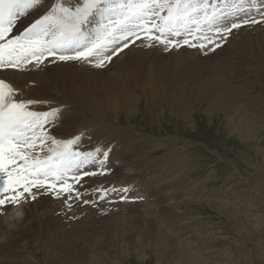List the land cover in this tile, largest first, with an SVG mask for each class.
<instances>
[{
    "label": "rangeland",
    "instance_id": "374dc122",
    "mask_svg": "<svg viewBox=\"0 0 264 264\" xmlns=\"http://www.w3.org/2000/svg\"><path fill=\"white\" fill-rule=\"evenodd\" d=\"M228 43L216 49V53L190 47L165 51L161 46L135 44L110 65H105L104 70L85 66L87 73L79 81L93 91L100 86L99 92L106 88L103 85L106 80L115 89L123 81L126 83L123 85L129 86L130 97L136 102L131 106L125 104L118 109L121 112L108 119L122 126L131 125L144 136L162 137L155 139L164 140L162 147L156 145L157 150L151 155L158 157L160 179L166 177L162 181L171 182L184 177L176 189L161 193V188L157 190L154 205L160 201L167 207L163 197L170 198V204L179 203L184 194L180 192L182 186L199 181L192 190L194 197L178 204L183 208L180 216L189 220L175 222L178 217L170 218L169 209L163 206L159 208V216L155 215V207L143 210L144 202L137 206L126 203V207L118 206L120 211L103 213L102 217H97L98 210L86 209L67 218L58 208L65 206L63 199V203L38 199L34 204L23 203L16 211L7 208L0 213V225H3L0 255L3 251L16 255L13 263L1 259L0 264H264V39L250 38L226 46ZM138 49L150 52H137ZM122 64L135 71L134 79L122 76L125 68H121ZM73 65L79 67V64ZM86 76L93 78L92 81L84 83ZM234 84L241 85L245 100L235 90H228ZM98 95L101 101L107 97ZM236 100L240 102V109ZM98 142L103 148L116 147L115 141ZM147 144L152 142L144 143L138 153L142 151L148 159L150 155L144 154ZM114 148L110 162L115 165ZM124 157L119 158V164ZM120 180H110V183ZM177 193L182 196L178 198ZM202 195L206 197L199 198ZM149 200L153 201L151 197ZM169 219L176 227L182 226L187 236L171 243L172 249L163 245L172 235L163 229L168 226L164 220ZM153 223L155 227L159 224L156 232L149 230L148 225ZM189 223L195 224L194 229H188Z\"/></svg>",
    "mask_w": 264,
    "mask_h": 264
},
{
    "label": "snow or ice",
    "instance_id": "6c2138e0",
    "mask_svg": "<svg viewBox=\"0 0 264 264\" xmlns=\"http://www.w3.org/2000/svg\"><path fill=\"white\" fill-rule=\"evenodd\" d=\"M44 3L0 0V70L57 61L102 68L136 40L165 51L187 46L214 52L234 30L264 23V0H55L45 14L14 31ZM63 111L51 100L23 98L0 78V210L8 204L18 208L39 195L63 199L71 210L68 201L85 195L80 190L85 177L108 174L110 149L80 151L82 132L61 137L54 131ZM94 164L99 169L86 170Z\"/></svg>",
    "mask_w": 264,
    "mask_h": 264
},
{
    "label": "bare ground",
    "instance_id": "6f19581e",
    "mask_svg": "<svg viewBox=\"0 0 264 264\" xmlns=\"http://www.w3.org/2000/svg\"><path fill=\"white\" fill-rule=\"evenodd\" d=\"M54 2H55V0H45V3L41 7L38 8L39 9L38 11H36V9H35V10L30 12V14L34 12L32 16L29 14V16H27L26 18H22V20H21V21H23L22 25H21L22 28L18 29V31L19 30L21 31L24 27L29 26L33 21H35V19H37V18H39V16L45 14L50 9V7L52 6V4ZM256 18L259 19V16H257ZM242 31H248V33L246 32V34L243 35ZM240 34H242V36H239ZM250 38H254L256 41H258L261 38L264 39V23L256 24V25H250V26H244L239 30H234V33L228 39L229 43L226 46H229V44H232V43L233 44L239 43V41L248 40ZM140 43H142V41L136 43V45H138ZM142 46L146 47L145 44H142ZM234 48H235V45H234ZM226 49H228V48H226ZM143 51H145V50H142V49L137 50V52H143ZM146 52L149 53L150 51L147 50ZM146 52H144V53H146ZM215 53H216V51H215ZM238 53L239 52H237V55H238ZM260 55H262V54H260ZM74 63H77L81 66L75 67L73 65ZM256 63L259 64L258 62H256ZM86 64L87 63H85V62H73V61H67V62L57 61L56 63L45 62V64L41 65L39 68L29 66L27 69L19 70V71L1 70L0 71V78H3L6 81H8L9 83L16 86L19 90V93L25 99H27V98L47 99V100L53 101L55 104L61 105L64 108V111L62 113V121H61L60 125L58 126V128L54 130V131L58 132L61 137H69V136L74 135L76 133L82 132L83 133V141L85 144H87L89 146H90L91 141H97V142L101 141V140L115 141L116 147L113 150V159L116 160L117 163L115 164L116 168L114 170V173L111 174L110 176L99 177L97 181H105V180H109V181L112 180L113 181L115 179L121 178V180H120L121 182H114V183L121 184L122 186H124L125 183L128 182V186L132 187V189L134 191L139 192V193L134 192L135 194H137V197L146 198V200L144 201V204H142V205H144L143 210L148 211V210H152L150 208L155 207V215L159 216V208L161 206H163L164 204L161 205L160 201H158V203L154 205V202L157 200V198H155V196L158 195V193L156 191L159 190L160 188H161V190L159 193L168 192V190H170V189H176L178 187L176 184L180 183L184 179V177L177 178L171 182H163L162 180H166L165 179L166 177H164V179H162V180L160 179V177L162 175L159 174V172L157 170L161 169V167L158 166L159 164H156V160L158 159V157L157 158L152 157L151 155H152V152H154V149L157 150L156 145L160 146L161 143L164 142V140L160 141V140H155V139H163V138L162 137L161 138H154V137L144 136L140 132H137L136 130H134V128H132L131 125L130 126L129 125L128 126L127 125L122 126V125L118 124L115 120H109L108 117L110 115H114L118 112H121L118 109L122 108L125 104L128 103L131 106L136 101L133 100V97H130L131 93H130L129 86L123 85V84H126V83H124V81L121 83L120 87L115 89V88L109 86V84H111L110 82H107V80L103 82V80H102L103 85L106 84V88L104 90H102L101 92H99L100 86L98 87L97 90L93 91L92 87L89 86L90 87L89 88V87L85 86L83 83L81 84L79 82L80 79L83 78L87 73V71H84L85 70L84 65H86ZM120 66H121V68H123L125 66L124 71L122 72V74H123L122 76H125L126 79L128 78V80H129V78H132V79L135 78V71L134 70L128 69L127 65H124V64H122ZM153 66H156V65H153ZM251 66L252 65H249V67H251ZM253 69H254V67H253ZM87 70H88V68H87ZM152 72H154L153 68H152ZM90 74H91V72H90ZM101 78H104V77H101ZM117 78L119 80L121 79L119 76ZM91 79H93V78H91ZM91 79L87 78V76H86L83 80L85 83V82L92 81ZM95 80H96V78H95ZM205 81H208V79H206ZM96 82H98V81H96ZM151 83H153V81ZM240 86H237L236 84H234V86L232 88L228 87V90H235L238 97H240V99H242V100H245L246 98H244V96L242 95V93L244 94V92L241 93L242 88ZM202 87H205V86H202ZM147 88H148V85H147ZM121 90H122V92H121ZM99 93L105 94L107 97L101 101L99 99V95H98ZM246 102H249V100L247 99ZM236 103H237L236 106H238V108L240 109L241 108L240 102L238 100H236L235 104ZM262 105H264V103ZM245 108H246V105H245ZM249 109H250V107H249ZM84 132H86V133H84ZM146 142H152V144H147V146H148L147 148L144 147L145 148L144 154L150 155V157L148 159L146 156H143L142 151L140 153H138L139 150L141 149V147ZM161 147H162V145H161ZM115 151L117 154H114ZM121 156H125V157H124L122 163L119 164V158ZM166 156H164V157H166ZM169 157L174 158L173 155H171ZM142 159H147V160L142 161ZM164 160H166V158H164ZM119 165H120V167H119ZM141 172H143V174H140ZM133 182L135 183V185ZM198 182L199 181H196V182L194 181L192 183H189L186 186H182V188L180 187L181 188L180 192H182L184 194L182 196V195H179L180 192L177 193L178 198H180L181 196H182V198H180V200H178V199L174 200L176 202L178 200V202H179V203H176L175 205H174V203L170 204V200H171L170 198L163 197L167 200V204H168L167 207L168 208L165 206H163V207L165 209H169L170 214L168 213V210H167V213L169 214L170 218H172V217L174 218V216H175V219H176V216L178 217V219H176L175 222H178L179 220H180L179 222H182L183 220L185 222L186 220L190 219V218L184 219V217L180 216V213H183L182 212L183 208L180 207L179 205L181 204L180 202H182V204H183L184 201L186 199H188V197H190V199H191V197H194L192 190L197 186ZM152 183H154L156 185V187H154L152 185ZM164 184H166L167 186L162 187ZM180 188H178V189H180ZM185 189H187V190H185ZM195 190L199 192L198 188ZM187 191H190V192H187ZM198 192H196V193H198ZM150 197L153 200L152 202L149 200ZM205 197H206V195H202L199 198H205ZM174 201H172V202H174ZM44 203L46 205V202H44ZM70 204H72L71 210H69L66 207V205L63 208L58 206L59 210L62 212V214H65L67 218L71 215L76 214L79 211L86 212V209H90V208H82L80 206H76V204H74L73 202L71 203V201H70ZM119 206L120 207H126V205H124V204L119 205ZM135 206H137V205H135ZM173 208H178V210H173ZM131 210H132V208H131ZM26 214H27V212H26ZM147 214H149V213H147ZM158 216H152V217L157 218ZM163 218H166V217H163ZM166 220H164V221H165V224L167 222L168 226L164 227L163 229L165 231L168 230L172 234L171 235L172 237L170 236L169 238H171V239L166 240V242L163 241V245H164V247H169V249H172L171 243L179 242L180 236L183 239L187 238V236L185 234V229L181 228L182 226L178 228L172 223L173 222L172 219H169V221H166ZM159 222H160V220H159ZM51 225H52V223H51ZM187 225L190 226V228H188L189 230L191 228L194 229V227H195L194 223H189ZM2 226L0 225V227H2ZM148 226H149V230H151L153 232L157 231V226L155 227L154 223L149 224ZM163 229L161 228V230H163ZM149 230H147L146 232H148ZM161 230H160L159 236H160V234L162 235ZM57 232H58V230H57ZM170 233H168V234H170ZM9 238H10V235H9ZM157 238L159 240L162 239L159 237H157ZM157 238H155L156 239V242L154 243L155 245L158 241ZM164 239H166V238H164ZM14 246H16V243H14ZM17 247H18V245H17ZM18 248H20V247H18ZM3 250H4V248H3ZM13 250H14V248L12 249V251ZM187 251H188V249L186 250V253H187ZM3 253L4 254L0 255V262H1V259H6L9 262L13 263L16 255L12 254L11 252L7 253L6 251L5 252L3 251ZM46 253H49V251ZM189 253H190V251L188 252V254ZM45 255H47V254H45ZM54 255H53V257H54ZM46 258H47V256H46ZM7 264H9V263H7Z\"/></svg>",
    "mask_w": 264,
    "mask_h": 264
}]
</instances>
